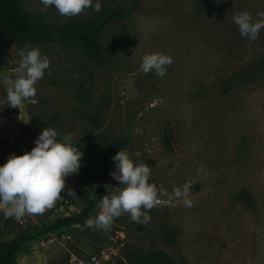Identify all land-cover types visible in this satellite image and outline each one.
Masks as SVG:
<instances>
[{"label": "rangeland", "instance_id": "rangeland-1", "mask_svg": "<svg viewBox=\"0 0 264 264\" xmlns=\"http://www.w3.org/2000/svg\"><path fill=\"white\" fill-rule=\"evenodd\" d=\"M99 2L98 12L88 7L68 17L40 0H21L24 12L50 24L124 13L102 35L100 61L74 45L26 44L50 66L19 108L8 107L0 84V165L31 151L44 127L55 128L58 140L71 134L98 157L128 137L125 151L151 168L158 203L147 223L122 213L106 229L40 236L23 247L18 264H128L127 251H165L175 264H264V28L249 41L232 19L241 11L259 19L264 0ZM26 45L0 36V73L16 77ZM154 52L172 57L164 77L140 70L143 56ZM80 172L66 178L62 198L41 214L5 218L0 208L2 239L35 235L76 215L89 200ZM186 182L191 207L172 198ZM120 187L110 175L106 195ZM100 211L99 204L89 218Z\"/></svg>", "mask_w": 264, "mask_h": 264}, {"label": "clouds", "instance_id": "clouds-1", "mask_svg": "<svg viewBox=\"0 0 264 264\" xmlns=\"http://www.w3.org/2000/svg\"><path fill=\"white\" fill-rule=\"evenodd\" d=\"M45 7H54L61 16L74 17L85 8L94 7L100 11L96 0H40ZM254 19L248 11L233 16L242 37L255 40L264 28V12L257 13ZM20 60L16 77L9 78L0 73V84L4 86L8 107L19 108L37 92L36 83L44 76L50 60L42 55L39 48L26 45L18 53ZM172 57L162 52L146 53L140 64L145 74L155 73L164 77ZM58 131L44 127L34 141L31 151L23 155L10 154L6 163L0 165V208L5 218L19 219L27 214H41L62 198L66 178L77 173L82 164L84 153L76 146L71 134L58 140ZM115 170L110 175L119 182L118 192L109 193L100 199L101 211L95 218L85 221L86 228H108L114 217L129 214L136 223H147V214L158 203L155 184L150 182L151 168L146 163H136L125 150H119L112 158ZM190 184L175 187L172 198L182 199L185 207H191L188 199ZM71 195V189L68 190Z\"/></svg>", "mask_w": 264, "mask_h": 264}, {"label": "trees", "instance_id": "trees-1", "mask_svg": "<svg viewBox=\"0 0 264 264\" xmlns=\"http://www.w3.org/2000/svg\"><path fill=\"white\" fill-rule=\"evenodd\" d=\"M123 13L124 8H118L106 13L99 21L90 18L82 23L65 22L59 25L46 23L39 16L27 14L22 9L21 0H0V36L7 35L18 45L43 44L47 41L74 45L84 49L90 58L100 61L103 52L101 37L106 27ZM129 144L130 139L124 137L115 142L105 155L98 157L75 143L84 153L79 180L88 192L89 200L76 215L58 218L52 225L42 228L38 234L21 233L10 241L3 240L0 235V264H18L17 256L23 247L40 236L84 226L85 221L100 204V199L106 195L105 184L115 168L111 158L120 149L126 150ZM125 259L128 264H175L165 251L150 254L127 251Z\"/></svg>", "mask_w": 264, "mask_h": 264}]
</instances>
